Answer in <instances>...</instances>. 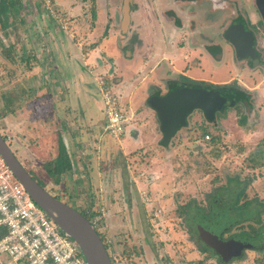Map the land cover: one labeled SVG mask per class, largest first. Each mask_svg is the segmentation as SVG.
I'll return each mask as SVG.
<instances>
[{
	"label": "rangeland",
	"instance_id": "obj_1",
	"mask_svg": "<svg viewBox=\"0 0 264 264\" xmlns=\"http://www.w3.org/2000/svg\"><path fill=\"white\" fill-rule=\"evenodd\" d=\"M120 1L16 0V11L0 12V133L41 184L47 179L41 156L47 152L36 146L38 140L57 129L66 141L80 140L82 149L76 153L80 158L72 156L73 169L62 174L58 184L48 181L46 188L78 211L94 199V221L108 215L104 208L109 193L111 203L123 201L127 192L121 184L130 187L129 203L136 222L114 234L115 243L107 239L108 252L114 258L129 241L142 250L133 257L135 264H192L202 258L203 264H264V208L260 206L264 202V167H255L264 165V68L258 72V64L249 71L244 62L238 64L233 48L218 35L223 15L236 14L238 20L250 22L253 30L259 29L257 41L264 57V21L255 1L225 0L223 7L212 9L216 27L204 23L186 40L191 59L185 62L179 57L182 49L164 46L156 48V53L144 46L128 57V46L120 42L124 34L120 31ZM136 1L139 9L132 19L138 21L148 13L149 1ZM147 23L160 35V20L148 19ZM144 25L141 34L147 45L153 41L152 31ZM213 30L215 57L205 55L203 64L197 65V56L207 53L205 36ZM9 50L12 60L7 57ZM165 56L167 61L153 69L156 60ZM168 61L180 70L188 62L190 76L212 83L226 80L221 83L245 89L252 93L249 107L244 111L242 101L226 104L212 121L198 111L189 113L186 127L160 145L158 120L144 110L151 107L149 97L160 94L155 89L165 91L161 77L174 75ZM107 82V91L132 114L118 139L103 129L101 90ZM7 99L11 103L6 106ZM67 148L74 149L70 143ZM113 154L119 158H111L112 163L116 160L119 168L109 162ZM83 160L88 164L86 172ZM145 192L151 208L140 201L147 197ZM252 225L260 230L254 232L253 227L250 231ZM113 233L110 228L109 235ZM122 235H127L125 242L119 237ZM219 241L228 247L239 243L249 247L244 246L241 257L224 263L211 245Z\"/></svg>",
	"mask_w": 264,
	"mask_h": 264
},
{
	"label": "water",
	"instance_id": "obj_2",
	"mask_svg": "<svg viewBox=\"0 0 264 264\" xmlns=\"http://www.w3.org/2000/svg\"><path fill=\"white\" fill-rule=\"evenodd\" d=\"M127 1L129 0L124 1L123 25L128 22ZM254 1L264 21V0ZM224 35L232 43L239 58L254 59L259 56L253 47V34L245 30L241 23L229 26ZM211 91L205 92L198 88L178 86L165 94H153L149 97V105L156 111L159 119L162 132L160 143L167 144L176 131L187 123V116L195 108L202 109L207 119L214 118V110L220 109L225 102V97L219 92ZM0 155L34 202L55 220L65 234L76 242L87 264H112L94 225L80 211L42 187L20 163L1 134ZM211 245L224 263L230 262L233 258L241 257L243 249L248 246L239 243L228 247L220 241Z\"/></svg>",
	"mask_w": 264,
	"mask_h": 264
},
{
	"label": "built area",
	"instance_id": "obj_3",
	"mask_svg": "<svg viewBox=\"0 0 264 264\" xmlns=\"http://www.w3.org/2000/svg\"><path fill=\"white\" fill-rule=\"evenodd\" d=\"M264 48V38L262 44ZM102 91L104 130L114 139L132 114L110 91ZM208 139L209 135L205 134ZM154 216H157L154 212ZM30 197L0 155V261L3 264H87L76 242ZM252 264H261L254 262Z\"/></svg>",
	"mask_w": 264,
	"mask_h": 264
},
{
	"label": "flooded vegetation",
	"instance_id": "obj_4",
	"mask_svg": "<svg viewBox=\"0 0 264 264\" xmlns=\"http://www.w3.org/2000/svg\"><path fill=\"white\" fill-rule=\"evenodd\" d=\"M124 1H120V23L122 24V19H123V14H124ZM148 13L143 17V19L139 18L138 21L137 17L133 16L132 19V13L137 11L139 7L137 6V1L136 0H129L127 1L128 3V20L130 18L131 20L134 21V26L132 27L131 30L127 29L126 32H124V35L122 34V41L121 44L123 46L125 45H132V51L137 52L142 49L144 44V39L141 34V28L142 25L147 22L148 19L151 21H158L160 20L162 22L159 32L156 31V33L151 32L150 36L153 38V41H149L147 46V49H153V53H156V48L157 50L160 49L161 47H168L170 49L173 47L174 49H180V47L185 46L186 40L191 36L194 35L195 31L200 28V25H204V23L209 24L212 29H214V25L216 27V20L217 19H211L212 14L211 11L212 9H219L218 6L223 7L225 4V0H148ZM130 14V16H129ZM223 19L220 20L219 26H218V35L223 38L227 43L230 44V46L233 48V53L236 55L235 49L232 45V43L225 37L224 32L228 29L229 26L232 24L238 25V23H241L244 26L245 30L250 31L253 34V47L255 48V51L258 53V57L251 59L249 57H244V58H238L243 61L245 64H248L249 62H252L251 64H259V65H264V57L260 51V47L257 41V33L259 31L258 28L255 30L252 29V24L248 21L242 22L237 19V15L234 14L233 16H228V15H223ZM240 18V17H238ZM219 20V19H218ZM246 23V24H245ZM168 25H171L172 29H168ZM152 26V25H151ZM122 27H120L121 29ZM121 31V30H120ZM127 35V36H126ZM153 35H155L153 37ZM215 34L214 30L212 33H208L207 36H205V49L207 53L205 55H211L212 57H215V47H216V40H215ZM213 43V45L211 44ZM173 49V50H174ZM130 50V51H131ZM185 51H188L186 49ZM171 52V51H170ZM179 52V50H178ZM180 56V55H179ZM181 56H184V58H187L184 53L181 54ZM129 57V56H128ZM168 57L165 56L162 58V60L167 61ZM191 59V58H190ZM161 58L158 60V63L162 61ZM188 60V59H187ZM169 62V61H168ZM197 63H201L200 60H198ZM250 64V65H251ZM186 70L190 67V65L187 64ZM166 87L164 88L165 91H160V94H165L168 91H171L172 89L176 87H189V88H198L201 90H204L205 92H212L216 91L219 92L222 96L225 97V102L222 104L220 109L214 110V118L215 114L217 111H221L224 109V106L228 104V106H232L235 101L231 100L229 94L227 91V88L229 87L230 89H233L234 87H237L239 89H242L239 86H234L232 83H221V82H209L205 81V78L202 77H193L188 75L184 70H179V71H174V75H171L168 77V80L164 84ZM221 85H226V86H221ZM157 90V89H156ZM246 91V90H245ZM159 92V91H158ZM249 93L248 91H246ZM247 102L245 101V105ZM198 111L202 113L204 119L206 121H212L207 119L205 117V114L202 109L200 108H195L193 109L190 113ZM188 122V120H187ZM218 258H220L218 256Z\"/></svg>",
	"mask_w": 264,
	"mask_h": 264
},
{
	"label": "trees",
	"instance_id": "obj_5",
	"mask_svg": "<svg viewBox=\"0 0 264 264\" xmlns=\"http://www.w3.org/2000/svg\"><path fill=\"white\" fill-rule=\"evenodd\" d=\"M16 0H0V12H6V11H16V4H15ZM94 15V13H93ZM92 48L94 45H91ZM85 51H87V49H84ZM13 52H9L7 53V57L12 60L13 58ZM221 86H226V85H221ZM109 87V83H104V88L103 90H107V88ZM228 92L231 100L233 101H242L245 104V101L248 102L250 93H247L245 91V89H239L237 87H234L233 89L229 90V87L227 88V90H225ZM156 93H158L156 91ZM6 106L8 104L11 103L10 100H6L5 101ZM248 104V103H247ZM245 105L246 107L244 108V111L249 107L248 105ZM251 107V106H250ZM6 112L9 113L8 109L5 107ZM4 116V113L2 114ZM6 115V113H5ZM214 119V118H213ZM212 119V120H213ZM159 120V119H158ZM64 132V131H63ZM3 138L6 140L7 142V138L4 134L0 133ZM8 144V142H7ZM9 145V144H8ZM36 146L38 147H43L47 153H43L41 158L42 160V168L45 170L46 172V176L47 179L45 180V183H40L39 181H37L33 175L31 174V172L29 170H27L32 177L42 186L44 187L48 192H50L52 195L56 196L57 198L67 202L66 200H64L59 194L52 192V190L50 188H46V183L48 181L51 182V184H58L59 182H61L62 178V174H64L67 171H70L73 169V157L75 156L76 159H79L80 155H77L73 153L72 151L70 152V150H68L67 148V143L64 142V135L62 134L61 129L60 130H54L51 133H47L46 135H43L37 142ZM73 146H75V151L77 150L78 152L80 151V148L82 146L81 141L80 140H73ZM260 147V146H259ZM263 151V150H262ZM46 156V157H45ZM45 157V158H44ZM110 164H112V160L110 159ZM82 163H84V165L86 164V162L83 160ZM106 163H108V160L106 161ZM109 164V163H108ZM109 164V165H110ZM114 164H117V161L115 160ZM111 166V165H110ZM257 169L259 167H264V165H258L255 166ZM32 171V170H31ZM241 189H243L241 187ZM241 189L239 188L238 190V194L242 196V192ZM246 198V197H245ZM95 200L94 199H90V201L88 203H85L84 208H81L82 211H80L93 225L94 228L97 232V234L99 235L102 243L104 244L107 253L109 255V258L111 260L112 264H135L132 263L133 261V257H135V255L140 256L142 253V250L139 247H133L132 245L129 244H125L124 247L120 250V251H116V258H114L111 253L109 254L108 250H109V243L107 242V237H106V232L105 231H101L102 227L104 226V218L100 217L98 220H93V216H94V204H95ZM68 203V202H67ZM73 206V205H71ZM261 209L264 208V202L260 203ZM74 207V206H73ZM185 207V206H184ZM75 208V207H74ZM86 213H84V212ZM261 219H258L257 221L260 222ZM254 226L252 225L249 229L251 231V229ZM254 232H256L257 230H260L257 227H254ZM62 232V231H61ZM130 246V247H129ZM137 257V256H136ZM220 260V258H219ZM203 258L202 259H196L193 261L192 264H203ZM260 262V261H259ZM261 263V262H260Z\"/></svg>",
	"mask_w": 264,
	"mask_h": 264
},
{
	"label": "crops",
	"instance_id": "obj_6",
	"mask_svg": "<svg viewBox=\"0 0 264 264\" xmlns=\"http://www.w3.org/2000/svg\"><path fill=\"white\" fill-rule=\"evenodd\" d=\"M133 14V13H132ZM129 16H130V14H129ZM130 24V18H129V20H128V22H127V24L126 25H123V24H121L120 23V27H122L120 30H121V32L122 33H124V32H126L127 31V29H128V25ZM148 24V28L147 29H149L150 31H152V27H151V24L150 23H147ZM147 24H146V22H145V25L144 26H147ZM146 28V27H145ZM141 31V30H140ZM146 31V30H145ZM124 35V34H123ZM122 37H124V36H122L121 35V39H122ZM121 42V41H120ZM125 46H128V48H129V52H128V56L129 57H131V54L133 55L132 57H134V54L132 53L133 51L131 50L132 49V45L130 46V45H125ZM146 46V45H145ZM144 47V46H143ZM143 47H142V49H143ZM161 49V48H160ZM182 49V52L184 53V55L187 57V58H184V56H181V54H180V56L179 57H181L182 59H183V61L185 62L187 59L189 60L191 57H190V52H188V51H185L187 48L185 47V46H182V47H180V50ZM131 50V51H130ZM179 55V54H178ZM198 58H200L201 57V60H200V62L202 63L203 62V60H204V57H205V54H201V55H199V56H197ZM198 58H196V63L198 62ZM159 59V58H158ZM51 60V59H50ZM161 60H162V58H161ZM238 61V64H239V61H241L240 59H238L237 60ZM236 61V62H237ZM151 62H155V61H151ZM160 62H162V61H160ZM159 62V63H160ZM243 62V61H242ZM157 63H158V60H156V63L154 64V66H152V68L153 69H155V67H156V65H157ZM146 64H148V62L146 63ZM187 64L189 65V63L187 62ZM198 64H200V63H197V65ZM203 64V63H202ZM182 65V64H181ZM246 65V69L247 70H249V71H251V70H253V68H255L254 70H256L258 67H257V64H255V65H250L249 63L248 64H245ZM244 65V66H245ZM168 66L169 67H171V70L172 71H179L180 69H177L176 68V66L173 64V62H168ZM243 66V65H242ZM184 68L185 67H183L182 66V69L181 70H184ZM264 68V65H262L261 64V67H260V69L258 70V72H263V69ZM204 69V68H203ZM261 69H263V70H261ZM189 70H191V68H188L187 70H186V68H185V72L186 71H189ZM264 73V72H263ZM168 74V75H167ZM171 74V73H170ZM170 74L169 73H166V75H164V76H162L161 77V79H163V81H162V84L164 85L165 83H166V81L168 80V77L170 76ZM230 78H235V76L234 75H232ZM224 81H226V80H220V81H218V82H224ZM259 82V81H258ZM49 90L51 91L52 90V86H49ZM156 90V89H155ZM158 93H160V90H156ZM148 92H150V91H148ZM151 92H154V90L152 91L151 90ZM163 92V91H162ZM250 93V92H249ZM252 99V93H250V96H249V102H250V100ZM252 101V100H251ZM57 104V103H56ZM59 105V104H58ZM251 107H252V105H251ZM253 110V109H252ZM145 112H149V111H151V114L152 115H154L156 118H157V120H158V116H157V113H156V111L152 108V107H150V108H147V109H145L144 110ZM150 114V113H149ZM150 123V122H149ZM148 123V124H149ZM157 123V122H156ZM188 124V122L184 125V126H182V127H186V125ZM104 126V125H103ZM182 127H180L178 130H180ZM67 128V127H66ZM158 129H159V132H161V130H160V124H159V120H158ZM67 130H68V128H67ZM177 130V131H178ZM162 133V132H161ZM64 136H65V134H64ZM161 137H162V135H161ZM161 137H159V143H160V139H161ZM112 138V137H111ZM69 140H67L66 141V137H64V142L65 143H70L71 145H72V147H74V153L76 154V153H80L81 152V149H82V146H81V148H80V151L78 152L77 150L75 151V146H73V141H69ZM169 143V142H168ZM81 144H82V142H81ZM160 145H166V144H162V143H160ZM73 150H70V152L72 151V153H73ZM73 153V154H74ZM118 154H121L122 155V151H121V153H117V155ZM116 154H113V156L111 155L110 156V159L111 158H115V159H118L119 157L117 156ZM76 158V157H75ZM74 164V163H73ZM88 164H85L84 165V163H82V169L83 170H85V167L87 166ZM111 165H114V168H116V167H120L119 166V164L117 163V164H114V163H112ZM110 166V165H109ZM85 172H86V170H85ZM142 174H143V172H141ZM122 185V190H123V192H127V196H125V198L123 199V201H121L122 199L120 198V199H118L117 201L115 200V202H112L111 203V201H110V199H111V193H109V195H108V197H109V202H108V204L106 205V207H105V205H104V203L103 202H101V205H100V207L101 208H104V209H106V210H108V215L107 216H104L103 218H104V226L102 227V229H101V231H105L108 235H106V237H107V239L108 238H110L114 243L116 242V241H118L117 240V238L115 237L116 235H114V234H116V233H119L120 231H122V230H124L125 229V227H126V229H129L130 228V226H132V225H130L131 223L133 224V223H135L136 222V219H134L133 218V210H132V207H131V204L129 203L130 202V200H131V196H128V195H130V187L126 184V183H124L123 182V184H121ZM129 193V194H128ZM145 194L147 195V197L144 199L143 197H140V201L145 205V203H148V205H145L146 206V208H148V207H150L151 208V204H152V202H151V198L149 197V195H148V193L147 192H145ZM145 195V196H146ZM111 203V204H110ZM131 203H132V201H131ZM133 204V203H132ZM120 205H122V206H120ZM118 210V211H117ZM147 211H148V215H150L151 216V213L149 212V210L147 209ZM110 228H112L113 229V232H115V233H113V235H109V230H110ZM125 236H127V235H122V236H119L120 237V239H123ZM127 239V238H126ZM126 239H123V241L125 242L126 241ZM108 241V240H107ZM140 243H141V241H139ZM127 244H130L129 243V241H127L126 242ZM131 245V244H130ZM142 248H143V246H142ZM2 257V260L0 261V264H3V263H6L7 262V256L6 255H3V256H1Z\"/></svg>",
	"mask_w": 264,
	"mask_h": 264
},
{
	"label": "clouds",
	"instance_id": "obj_7",
	"mask_svg": "<svg viewBox=\"0 0 264 264\" xmlns=\"http://www.w3.org/2000/svg\"><path fill=\"white\" fill-rule=\"evenodd\" d=\"M6 141V140H5Z\"/></svg>",
	"mask_w": 264,
	"mask_h": 264
}]
</instances>
